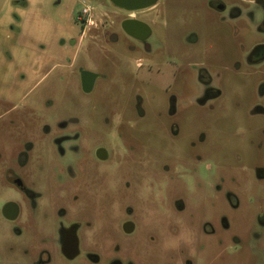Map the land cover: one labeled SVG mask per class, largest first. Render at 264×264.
Listing matches in <instances>:
<instances>
[{
  "label": "rangeland",
  "instance_id": "rangeland-1",
  "mask_svg": "<svg viewBox=\"0 0 264 264\" xmlns=\"http://www.w3.org/2000/svg\"><path fill=\"white\" fill-rule=\"evenodd\" d=\"M208 2L157 0L136 15L151 31L140 43L124 36L127 12L109 0H0V264H39L33 227L20 216L17 234L2 218L8 202L42 214L31 223L43 235L61 213L90 221L100 264H264V77L245 67L247 29L241 42L215 43L223 30L207 23ZM83 8L90 24L78 20ZM193 27L210 53L204 60L188 54ZM201 68L218 76L212 113L193 104ZM81 70L96 77L89 92ZM200 134L198 151L220 171L181 168ZM98 147L108 153L105 173ZM217 177L213 197L207 182ZM13 179L37 194L33 208ZM125 222L133 225L127 235ZM210 228L219 237L205 238Z\"/></svg>",
  "mask_w": 264,
  "mask_h": 264
},
{
  "label": "flooded vegetation",
  "instance_id": "flooded-vegetation-1",
  "mask_svg": "<svg viewBox=\"0 0 264 264\" xmlns=\"http://www.w3.org/2000/svg\"><path fill=\"white\" fill-rule=\"evenodd\" d=\"M154 6L149 9L136 12H127L122 9H118L120 11L127 12L126 17L119 22V28L123 32L124 36L140 43L146 42L151 35L149 28L148 34L145 35L141 29L132 26L129 29L132 34L130 35L123 29L122 24L125 21H136L142 23L136 15L150 11L152 12ZM197 10L199 11L200 9ZM204 13L205 16L208 17L207 23L218 26L220 30H223V33H219L215 43L227 40H233L234 42L237 40L240 41L241 30L244 28L250 32L251 41L249 42L250 44L247 51L244 53V64L246 69L249 72H252L256 79L262 80L264 77V0H209ZM104 29L108 30V27L105 26ZM195 30L196 28L193 27L190 28L189 32H187L185 44L191 46L192 48L188 52L191 58L196 57L197 59L204 60L205 58L210 57V53L199 49L200 39ZM109 36H113V34L110 33ZM238 54L242 55L241 53ZM81 72L86 71L81 70ZM203 72L204 69L201 68L195 76L194 86L198 89L196 92V100L193 104H197V108L199 109L212 113L215 110L214 104H217V99L219 98V92L214 87V82L217 81L218 76H205L202 74ZM95 78L96 77L94 76L90 90ZM262 95L263 93L260 94V96ZM170 104L173 105V100L170 101ZM204 136V134H200L199 139L190 141L188 149L189 154L183 156L184 162L181 168L188 169L186 170L187 173H193L191 171H195V169L199 168L201 169L202 167L205 169L207 167L208 171H220L223 168V166L216 161L214 157L205 155V153H202L201 150L198 151V147L203 144ZM65 139L67 138H60L55 141L60 142ZM93 155L96 162L102 165H100L103 168L101 172L105 173L106 171L104 170L103 164L107 163L109 160L108 153L104 148L98 147L94 150ZM257 179L262 180L263 178L259 177ZM231 182L235 185L233 180H231ZM11 183L16 190H18L27 200L30 201L29 207L33 208L34 200L37 194L28 189L24 183L17 179L11 180ZM221 186L222 180L220 177L207 182L208 189H211L214 193L213 197H216L221 192ZM226 198L233 201L236 199L231 192H228ZM74 200H76V197H74ZM30 208H28V210ZM41 215L42 214L40 213L21 214L19 206L14 202L6 203L1 212L2 218L15 227L14 231L17 234L20 233V229L17 228L20 216L24 217V227H33L31 240L34 242L33 248L37 256L36 259L32 260V263H46L42 261V256L49 258L50 255H56L60 256L66 264H76L78 259H82L87 264H100L97 251L94 250L92 245L89 243V236L93 231L90 221L82 219H66V214L61 213V215H59L61 217L59 226L50 236L43 235L41 231L34 229V226L31 223V221L35 220L36 217H41ZM205 225L210 227V224L208 223ZM121 230L126 235L130 234L133 231V225L129 222H125ZM215 231L216 230L213 228H210L208 232H205L204 237L208 239H216V237H219V234H216ZM222 232L227 234L232 233L227 227H224ZM230 236V242H232V244H236L239 241L236 235L233 234ZM214 243L217 246L220 241L217 240V242ZM111 264L118 263L113 262Z\"/></svg>",
  "mask_w": 264,
  "mask_h": 264
},
{
  "label": "water",
  "instance_id": "water-1",
  "mask_svg": "<svg viewBox=\"0 0 264 264\" xmlns=\"http://www.w3.org/2000/svg\"><path fill=\"white\" fill-rule=\"evenodd\" d=\"M109 2L116 8L122 9L127 12H136L142 11L151 8L156 4V0H109ZM135 26L136 28L141 29L145 35L148 34V27L140 22L136 21H125L122 24L123 29L129 33L130 35V28ZM81 82H82V89L84 92H89L92 80L94 75L89 72H81L80 73Z\"/></svg>",
  "mask_w": 264,
  "mask_h": 264
},
{
  "label": "built area",
  "instance_id": "built-area-1",
  "mask_svg": "<svg viewBox=\"0 0 264 264\" xmlns=\"http://www.w3.org/2000/svg\"><path fill=\"white\" fill-rule=\"evenodd\" d=\"M93 19L92 11L89 8H83L80 16L78 17L79 21H82L85 24H90Z\"/></svg>",
  "mask_w": 264,
  "mask_h": 264
}]
</instances>
